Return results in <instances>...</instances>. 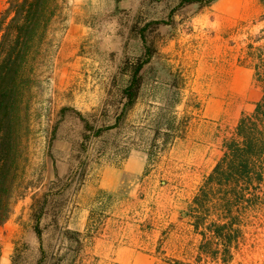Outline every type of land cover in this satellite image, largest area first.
<instances>
[{
  "label": "rangeland",
  "instance_id": "obj_1",
  "mask_svg": "<svg viewBox=\"0 0 264 264\" xmlns=\"http://www.w3.org/2000/svg\"><path fill=\"white\" fill-rule=\"evenodd\" d=\"M206 1L67 0L52 35L58 46L34 89L29 187L0 227L7 264H94L100 235H167L184 213L202 228L227 213L215 202L223 193L199 189L193 196L203 179L191 178L180 159L199 157L198 143L216 150L233 135L205 108L243 92L238 52L264 47V3ZM147 59L139 98L120 116L121 89ZM78 112L96 126L122 118L95 136ZM172 122L176 145L161 149ZM82 168L83 178L65 187V177ZM254 186L228 196H241L229 214L237 217L236 237L215 243L194 264H238V251L264 233V178Z\"/></svg>",
  "mask_w": 264,
  "mask_h": 264
},
{
  "label": "trees",
  "instance_id": "obj_2",
  "mask_svg": "<svg viewBox=\"0 0 264 264\" xmlns=\"http://www.w3.org/2000/svg\"><path fill=\"white\" fill-rule=\"evenodd\" d=\"M213 1L215 0L206 2L210 4ZM261 1L264 3V0ZM66 4L67 0H7L0 12V227L10 218L15 201L29 187L27 176L31 161L34 89L51 64L55 48L58 46L59 41L54 42L52 35L59 29L57 23ZM143 40L147 42L144 36ZM247 47L248 56L257 60L256 77L264 82L263 48L254 47L253 44H248ZM146 53L151 56L150 46H147ZM146 62L148 59L134 65L128 82L121 89L124 101L120 116H124L126 110L132 108L139 98L143 87L140 72ZM261 106L260 103L257 105V113L260 112ZM67 108L63 107L61 113ZM79 114L84 130L92 131L95 136L118 126V121L122 118L117 117L113 124L96 126ZM256 114L241 118L237 126L240 139L225 142L223 156L201 187L204 196H207L212 190L209 187L218 185L219 191L225 194L221 200L227 211L225 216L228 217L235 202L241 201V196H237L234 201L228 196L238 195L249 189L255 179H262L264 173V160H260L264 154V129L259 128V118ZM262 115L261 121H264V109ZM167 130L170 131L169 138L163 142L161 149L171 143L173 135L179 131L173 122ZM78 170L74 175L65 177V187L70 186L71 181L76 182L77 178V181L83 178L85 168L80 172ZM60 180L58 178V181ZM44 199H47V194ZM247 202L253 201L248 199ZM204 203L202 200L201 206H204ZM235 223L237 217L230 218L223 224L212 223L209 227H213L214 233L229 243L236 237H233L235 232L233 233L232 229ZM35 230L40 236L39 228L35 227Z\"/></svg>",
  "mask_w": 264,
  "mask_h": 264
},
{
  "label": "crops",
  "instance_id": "obj_3",
  "mask_svg": "<svg viewBox=\"0 0 264 264\" xmlns=\"http://www.w3.org/2000/svg\"><path fill=\"white\" fill-rule=\"evenodd\" d=\"M6 1L0 0V12L5 6ZM261 10L263 11L264 8ZM247 46L238 52L241 66H237V69L247 75L244 79L243 92L236 95L235 100L229 104H225L222 101L219 103L211 102L205 108L207 114L213 120L225 121L228 127L234 130L233 135L231 137H224L216 150H212L211 142L208 144L198 143L200 147H203V150H199V157L188 160L180 159L187 166L186 171L191 178L203 179L202 185L223 156L225 142L232 139H240L237 135V126L241 118L255 115L259 103L262 106L260 112L256 114V117L259 118V128L264 129V121H261L263 119L262 111L264 109V82L258 80L256 77L255 64L257 60L248 56ZM261 47L264 51V47ZM177 139L169 143L168 146L175 147ZM180 141H182V138ZM260 160H264V154ZM263 178L264 173L261 180ZM199 184L200 181L193 187V196L199 189L201 191L202 185L200 184L201 186H199ZM209 188L214 191L217 190L218 193H223V191H219L217 184H213ZM254 188L256 186H251L247 190L249 191ZM224 195L223 193V196L215 201L220 206V209H224L221 200ZM225 215L226 213L222 214L220 210V213L216 214L208 224L226 223L229 217ZM177 224L176 233L167 235H161L160 233L129 234L120 237L115 235H100L97 237L96 242L101 241L102 244L99 243V257H93L94 264H194L198 255L206 254L208 249L213 248L216 244L220 245L222 241H225L223 237L213 234L214 230L211 231L206 222H204V228H202L201 223L198 221L195 222L190 213H186V215L184 213V216H181L177 220ZM202 229L203 231H201ZM203 246L207 249L206 251L203 249ZM94 254H96V251H94ZM2 263L7 264L6 257L3 254L0 257V264Z\"/></svg>",
  "mask_w": 264,
  "mask_h": 264
},
{
  "label": "built area",
  "instance_id": "obj_4",
  "mask_svg": "<svg viewBox=\"0 0 264 264\" xmlns=\"http://www.w3.org/2000/svg\"><path fill=\"white\" fill-rule=\"evenodd\" d=\"M262 227L264 222H262ZM245 249L238 251V264H264V233L245 244Z\"/></svg>",
  "mask_w": 264,
  "mask_h": 264
}]
</instances>
